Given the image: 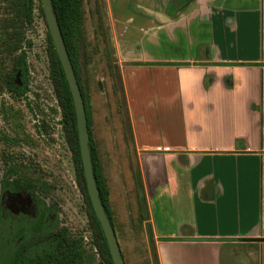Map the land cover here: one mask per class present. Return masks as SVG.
I'll return each instance as SVG.
<instances>
[{
  "label": "crops",
  "instance_id": "crops-1",
  "mask_svg": "<svg viewBox=\"0 0 264 264\" xmlns=\"http://www.w3.org/2000/svg\"><path fill=\"white\" fill-rule=\"evenodd\" d=\"M105 3L159 263L264 264V0Z\"/></svg>",
  "mask_w": 264,
  "mask_h": 264
},
{
  "label": "rangeland",
  "instance_id": "rangeland-1",
  "mask_svg": "<svg viewBox=\"0 0 264 264\" xmlns=\"http://www.w3.org/2000/svg\"><path fill=\"white\" fill-rule=\"evenodd\" d=\"M2 2L0 19L4 15ZM41 8L42 3L36 0L34 22L24 32L31 91L26 98L15 100L0 86V180L9 166L10 156L27 166L31 174L46 183L44 197L48 204L57 205L59 228L67 229L73 237L84 238L87 251L96 255L93 264H107L94 246L98 240L96 228L60 124L61 109L50 79L48 25ZM83 8L81 79L92 117L93 140L111 192L115 232L126 264H156L148 234L136 223L141 174L119 81V63L109 36L106 3L105 0H83ZM5 66H9L8 61ZM124 186L129 203L122 191Z\"/></svg>",
  "mask_w": 264,
  "mask_h": 264
},
{
  "label": "trees",
  "instance_id": "trees-1",
  "mask_svg": "<svg viewBox=\"0 0 264 264\" xmlns=\"http://www.w3.org/2000/svg\"><path fill=\"white\" fill-rule=\"evenodd\" d=\"M39 1L41 3V0ZM52 5L84 98L91 138L92 164L100 189V197L115 229L110 204V190L98 157V149L93 140L92 117L81 79L79 52L83 38V0H52ZM1 6L4 15L0 19V58H3L0 68V86L13 99L19 100L26 98L31 91L28 53L24 47V32L34 22L36 0H3ZM41 12L45 18L42 8ZM48 36L50 79L61 109L60 124L73 154L77 181L86 197L90 217L96 228L98 240L94 242V246L97 249V254L106 260L107 264H114L88 193L72 93L49 29ZM5 61H8V67L5 66ZM119 81L123 88L120 70ZM123 95L125 97L124 88ZM7 119L5 116V120ZM129 130L132 134L131 123ZM11 141L15 142L14 139ZM9 159V166L0 180V264H93L96 255L87 251L84 238L73 237L67 229H60L58 222L53 221L51 216H58V210L55 203L48 204L45 200L46 183L35 174H31L30 169L23 163L14 160L12 156ZM17 194L30 195L35 200L37 204L35 217L24 215L16 217L4 208L1 196H16ZM138 216L136 223H139L147 232L149 242L155 251L156 264H160L153 232L150 224L147 223L149 220L148 208L142 201L139 203Z\"/></svg>",
  "mask_w": 264,
  "mask_h": 264
},
{
  "label": "water",
  "instance_id": "water-1",
  "mask_svg": "<svg viewBox=\"0 0 264 264\" xmlns=\"http://www.w3.org/2000/svg\"><path fill=\"white\" fill-rule=\"evenodd\" d=\"M41 3L52 41L64 69L74 101L84 174L90 200L100 226L103 230L114 264H126L115 229L112 226V222L106 212L104 204L102 203L100 189L97 185L96 177L94 175L90 149L91 138L89 133L87 112L81 88L53 9L52 0H41ZM16 196L17 200L19 201V199H22L24 195L17 194Z\"/></svg>",
  "mask_w": 264,
  "mask_h": 264
},
{
  "label": "flooded vegetation",
  "instance_id": "flooded-vegetation-1",
  "mask_svg": "<svg viewBox=\"0 0 264 264\" xmlns=\"http://www.w3.org/2000/svg\"><path fill=\"white\" fill-rule=\"evenodd\" d=\"M30 195H24L22 199L17 200V196L3 195L1 196V202L4 208L12 213L14 216L24 215L26 217H35L37 211V204ZM58 210V209H57ZM59 216V214H58ZM53 221L56 222L57 215H52Z\"/></svg>",
  "mask_w": 264,
  "mask_h": 264
}]
</instances>
